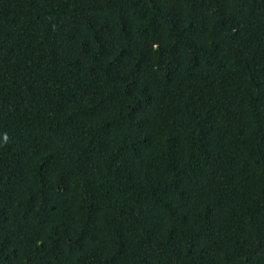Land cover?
Here are the masks:
<instances>
[{
  "label": "trees",
  "instance_id": "obj_1",
  "mask_svg": "<svg viewBox=\"0 0 264 264\" xmlns=\"http://www.w3.org/2000/svg\"><path fill=\"white\" fill-rule=\"evenodd\" d=\"M0 264H264V0H0Z\"/></svg>",
  "mask_w": 264,
  "mask_h": 264
},
{
  "label": "clouds",
  "instance_id": "obj_2",
  "mask_svg": "<svg viewBox=\"0 0 264 264\" xmlns=\"http://www.w3.org/2000/svg\"><path fill=\"white\" fill-rule=\"evenodd\" d=\"M4 141H5V143L8 141V137H7V135H5V137H4Z\"/></svg>",
  "mask_w": 264,
  "mask_h": 264
}]
</instances>
